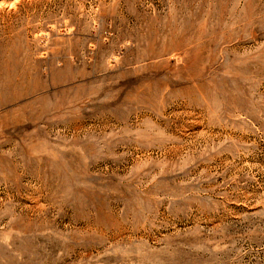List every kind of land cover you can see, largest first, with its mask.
I'll return each mask as SVG.
<instances>
[{"label":"rangeland","instance_id":"1","mask_svg":"<svg viewBox=\"0 0 264 264\" xmlns=\"http://www.w3.org/2000/svg\"><path fill=\"white\" fill-rule=\"evenodd\" d=\"M0 264H264V0H0Z\"/></svg>","mask_w":264,"mask_h":264}]
</instances>
